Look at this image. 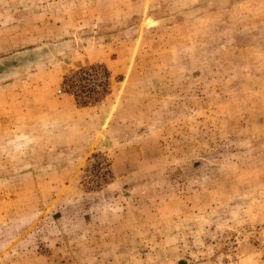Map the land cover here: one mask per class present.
<instances>
[{"label": "rangeland", "instance_id": "1", "mask_svg": "<svg viewBox=\"0 0 264 264\" xmlns=\"http://www.w3.org/2000/svg\"><path fill=\"white\" fill-rule=\"evenodd\" d=\"M32 49L0 80V264H264V0H0V59ZM90 62L85 120L16 98Z\"/></svg>", "mask_w": 264, "mask_h": 264}, {"label": "built area", "instance_id": "2", "mask_svg": "<svg viewBox=\"0 0 264 264\" xmlns=\"http://www.w3.org/2000/svg\"><path fill=\"white\" fill-rule=\"evenodd\" d=\"M70 78L69 81L67 79L63 81L64 86L59 88L58 92L70 93L78 106L81 107L102 103L111 88L109 72L101 63L85 64ZM100 166L101 177L96 181L97 189L103 187L112 177V163L109 159L100 160Z\"/></svg>", "mask_w": 264, "mask_h": 264}, {"label": "crops", "instance_id": "3", "mask_svg": "<svg viewBox=\"0 0 264 264\" xmlns=\"http://www.w3.org/2000/svg\"><path fill=\"white\" fill-rule=\"evenodd\" d=\"M62 80L63 75L61 79H58V82L60 83ZM16 98H20L19 101L22 104L27 99L33 111L38 114L40 125L52 131L80 122L81 119L85 120L84 117L88 113L86 109L91 108L79 107L70 95H57L53 89L44 86L32 88L29 93L25 94L23 90L17 92Z\"/></svg>", "mask_w": 264, "mask_h": 264}, {"label": "water", "instance_id": "4", "mask_svg": "<svg viewBox=\"0 0 264 264\" xmlns=\"http://www.w3.org/2000/svg\"><path fill=\"white\" fill-rule=\"evenodd\" d=\"M40 58V50L32 49L21 54L0 59V80L7 78L24 67L38 61ZM107 142L110 143L111 141L107 139L105 141L106 145H108ZM110 145H112V142Z\"/></svg>", "mask_w": 264, "mask_h": 264}]
</instances>
